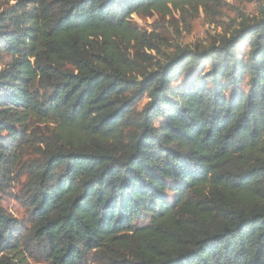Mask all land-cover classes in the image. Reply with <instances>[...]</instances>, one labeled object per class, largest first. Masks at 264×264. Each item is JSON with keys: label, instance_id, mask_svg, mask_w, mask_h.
I'll use <instances>...</instances> for the list:
<instances>
[{"label": "trees", "instance_id": "16d2710c", "mask_svg": "<svg viewBox=\"0 0 264 264\" xmlns=\"http://www.w3.org/2000/svg\"><path fill=\"white\" fill-rule=\"evenodd\" d=\"M215 1L8 0L0 11V191L46 125L29 202L50 264L96 251L106 264H264V4L152 70L129 57L132 41L151 47L132 15ZM15 225L0 198V264H23Z\"/></svg>", "mask_w": 264, "mask_h": 264}, {"label": "rangeland", "instance_id": "374dc122", "mask_svg": "<svg viewBox=\"0 0 264 264\" xmlns=\"http://www.w3.org/2000/svg\"><path fill=\"white\" fill-rule=\"evenodd\" d=\"M7 3L8 0H0V11L6 8ZM263 4L264 0H217L207 11L202 8L194 10L186 6L183 12L180 9H171L167 14L158 11L144 15L134 14L130 18V23L149 38L151 47L140 39L137 42L132 41L129 57L132 61H137L138 68L152 70L153 64L163 61L177 48H194L196 45L206 48L214 39L236 29L241 15L257 16ZM246 51V46H239V53ZM144 55L149 57L147 61L142 60ZM208 68V65H203L195 70V73L202 74ZM181 83L182 80H177L172 85L178 86ZM239 90H247L246 82L239 86ZM146 102L144 97H140L135 102V108L140 110ZM46 128L44 124L32 127L31 145L28 144L15 153L14 160L17 162L9 169L10 178L0 191L2 207L16 223L13 230L21 243L18 257L22 258L23 264H50L42 253L41 245L32 236L33 218L29 202L32 191L30 177L34 173L33 167L43 160L41 153L43 146L40 140L47 136ZM87 258L86 264L107 263L105 256L99 251L90 253Z\"/></svg>", "mask_w": 264, "mask_h": 264}]
</instances>
